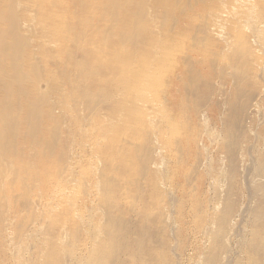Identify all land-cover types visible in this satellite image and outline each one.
Instances as JSON below:
<instances>
[{"label":"rangeland","instance_id":"374dc122","mask_svg":"<svg viewBox=\"0 0 264 264\" xmlns=\"http://www.w3.org/2000/svg\"><path fill=\"white\" fill-rule=\"evenodd\" d=\"M203 3L180 0L159 16L131 17V33L127 26L125 35L116 30L122 20L115 16L90 18L106 30L105 39L103 33L96 37L97 49L111 50L96 52L94 78L101 83L91 87L85 100L93 109L82 112V130L73 129L69 156L62 151L75 160L55 178L42 180L34 208L35 227L53 229L42 234V247L50 249L53 240H48L58 229L70 239L61 264L93 259L101 230L109 224L141 227L160 238L165 264H198L204 257L199 249L204 224L214 208L227 254L223 264L229 257L233 262L264 254V68L255 82L250 79L252 52L264 59V28L259 32L245 18L239 0H225L216 27L200 29L193 18ZM146 21L152 39L140 42ZM184 23L189 25L186 35ZM135 44L138 55L118 58L116 49ZM109 62L118 69L108 67ZM133 120L140 122L135 129ZM121 123L120 142H113L110 159L102 161L94 150ZM121 155L131 157L134 165L121 181L126 192L104 202L97 189L116 190ZM105 167L110 173L103 177ZM154 189L158 203L149 205ZM0 243V264H9L11 257ZM24 256L33 260L27 252Z\"/></svg>","mask_w":264,"mask_h":264},{"label":"bare ground","instance_id":"6f19581e","mask_svg":"<svg viewBox=\"0 0 264 264\" xmlns=\"http://www.w3.org/2000/svg\"><path fill=\"white\" fill-rule=\"evenodd\" d=\"M179 1L0 0V242L11 257L9 264H51L56 259H60V263L55 264H61L64 246L70 240L63 229H58L55 237L48 240H53L50 249L42 247L46 244L45 240L41 241L42 234L53 229L46 225L35 227L38 217L34 208L43 192L42 180L55 178L68 161L75 160V157H68L75 137L73 129L82 130V112L93 109L86 102L88 94L92 86L101 83L94 78V64L98 60L95 55L98 50H106L104 48L111 50L104 46L97 49L96 37L103 33L101 40L105 39L106 30L90 18L95 16V20L100 21L115 16L114 19L122 20L116 30L125 35L127 26V32L131 33L129 22L135 16H159L175 9ZM224 1L204 0L193 18L201 25L200 29L209 32L216 27L222 11L219 6ZM239 2V10L260 32L264 28V0ZM149 21L144 23L145 33H142L140 42L152 39ZM87 26L93 30L91 33H88ZM188 31L189 25L184 23L183 34ZM135 46L116 49L118 58H134L140 52ZM194 49H198V45L194 44ZM261 63L264 59L253 51L250 79L254 82L259 68H264ZM108 67L118 69L115 62H109ZM110 105L112 103L106 106ZM133 121L135 129L140 122ZM122 128L124 123L118 125L115 135L108 137L101 148L94 150L100 153L102 161L110 159V148L114 141L120 142L118 132ZM63 150L68 151V156L62 154ZM133 167L131 157L119 156L115 169L119 178L117 188L112 192L98 188L99 198L102 197L104 202L112 198L114 202L113 198L125 193L121 181ZM108 170L109 167L102 168L103 177L110 173ZM157 196L154 189L148 204L158 203ZM209 213L211 218L205 221V238L199 247L204 257L198 264H223L227 254L224 253L223 234L217 227L218 211L214 208ZM149 229L152 230L151 225ZM147 234L148 230L141 227L125 230V227L109 224L101 230L96 245L100 248L94 258L80 264H165L161 257L166 248H161V239ZM253 241L257 248L258 240ZM26 252L33 260L28 261L29 256H24ZM250 256L241 259L233 253L236 260L232 262L229 257L227 263L263 264L264 254L254 259Z\"/></svg>","mask_w":264,"mask_h":264}]
</instances>
